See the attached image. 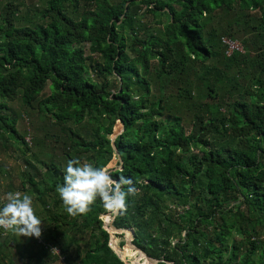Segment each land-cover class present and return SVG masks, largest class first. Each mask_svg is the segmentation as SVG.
Returning a JSON list of instances; mask_svg holds the SVG:
<instances>
[{
	"label": "trees",
	"instance_id": "obj_1",
	"mask_svg": "<svg viewBox=\"0 0 264 264\" xmlns=\"http://www.w3.org/2000/svg\"><path fill=\"white\" fill-rule=\"evenodd\" d=\"M16 100L48 150L18 129ZM0 131L27 154L18 189L41 205L24 264L60 259L41 241L63 264H130L98 199L64 210L56 186L73 157L116 159L112 175L133 179L113 225L156 264H264V0H0ZM17 243L0 230V264H18Z\"/></svg>",
	"mask_w": 264,
	"mask_h": 264
},
{
	"label": "clouds",
	"instance_id": "obj_2",
	"mask_svg": "<svg viewBox=\"0 0 264 264\" xmlns=\"http://www.w3.org/2000/svg\"><path fill=\"white\" fill-rule=\"evenodd\" d=\"M62 173L63 182L57 184L56 192L72 217L87 214L97 199L105 214L115 217L125 210L126 198L137 191L131 177L119 175L117 179L110 165L96 166L77 157L67 160ZM41 224L32 196L19 191L5 194L0 202V229L19 238H39Z\"/></svg>",
	"mask_w": 264,
	"mask_h": 264
},
{
	"label": "rangeland",
	"instance_id": "obj_3",
	"mask_svg": "<svg viewBox=\"0 0 264 264\" xmlns=\"http://www.w3.org/2000/svg\"><path fill=\"white\" fill-rule=\"evenodd\" d=\"M31 0H28V2H30ZM35 1V0H33ZM38 1V0H36ZM86 48H89V44L85 46ZM88 50V49H87ZM47 93L49 92V88L47 87L46 89ZM9 106L12 107L14 110L20 112V116H19V121L17 124L18 129L20 130V132H26V139L30 145V147H32V150L34 152H41V151H46L48 150V148L51 146V141L47 140V142L43 143H36L34 144V139L33 136L38 135L40 137L43 136V132L40 130V132L37 133V131H39L37 129V125H39L40 123V119L39 116L37 115L36 112L34 111H30L29 114L26 111H22V105L20 103V101L16 100V101H7ZM122 131V129H120L119 131H117L115 134H112V137L115 138L116 135L120 134ZM5 143V146H2L1 143ZM25 156L27 157V154L23 153V148L17 144L16 142H14L13 139H10L7 137V135L3 132L0 131V164H2V169L0 170V202H2L3 198L5 197V194L8 192H11L12 187L14 188L13 192H21L22 194L25 193V191L18 189L20 187V182H21V177H20V170L22 168H26L27 164L25 162ZM110 167L113 166H117V160L114 159L110 164ZM30 195V194H29ZM31 196V195H30ZM34 201V200H33ZM40 204L34 203V208L36 211H40ZM104 221L107 222L108 217H110V215L104 214ZM112 218V216H111ZM4 236L6 237V233L4 234ZM26 238L27 237H18V243L19 247L17 248V245L15 246V260L17 261L18 264H24V260L21 257V253L17 252L19 251L21 248H23L24 246L29 247L30 245H28L30 242H26ZM117 240L119 241L118 243V247L120 249H124L127 244H126V234L124 235V237H116ZM27 239H30L29 237ZM31 241V240H28ZM121 242H124L125 245L121 246ZM117 247V248H118ZM132 248V247H131ZM18 249V250H17ZM132 252L133 254L131 255H123L124 253L120 250L119 253L120 255L126 260L129 261L130 264H134V261L137 258H140V260L143 262L145 260L144 255L135 248H132ZM126 257V258H125ZM63 256L62 259L60 258L59 260H57L56 262H53L52 264H63ZM156 264V263H153Z\"/></svg>",
	"mask_w": 264,
	"mask_h": 264
},
{
	"label": "built area",
	"instance_id": "obj_4",
	"mask_svg": "<svg viewBox=\"0 0 264 264\" xmlns=\"http://www.w3.org/2000/svg\"><path fill=\"white\" fill-rule=\"evenodd\" d=\"M224 42L228 45V50H227V53L228 54H231L234 50H241L243 51V46L242 44L239 42V41H234V40H231V39H227V38H224L223 39ZM109 220H107V222L105 221V227L107 228L110 221L112 220L111 218V215L110 217H108ZM2 232H5L3 229H0ZM109 230V229H108ZM109 232L111 233V238H110V245L111 247H113L118 253V240L116 238V236L114 235V232L110 231ZM42 243H44L46 245V248L50 249V251L55 254V255H58L61 259H62V253H61V249L58 247V246H55V245H52L50 243H45L44 241H41ZM119 248V247H118ZM120 254V253H119ZM121 256V255H120ZM122 257V256H121ZM126 258V257H125ZM64 259V257H63ZM122 259H124L122 257ZM125 260V259H124Z\"/></svg>",
	"mask_w": 264,
	"mask_h": 264
},
{
	"label": "water",
	"instance_id": "obj_5",
	"mask_svg": "<svg viewBox=\"0 0 264 264\" xmlns=\"http://www.w3.org/2000/svg\"><path fill=\"white\" fill-rule=\"evenodd\" d=\"M128 4H129V2L127 3V6H128ZM122 130H123V129H122ZM116 137H117V135H116ZM116 137H115V138H116ZM115 138H113V139H115ZM114 146H115V144H114ZM115 149H116V148H115ZM116 151H117V149H116ZM117 153H118V151H117ZM118 159L121 161V163L123 162L122 159H121V157H120V155H119V153H118ZM122 166H123V165L121 164L119 167H117V168H115V169L122 168ZM115 217H116V216H115ZM115 217L112 216V220L110 221V223H109L107 229H109V230L112 231V232L117 231V232H123V233H125V234H126V244H127V245L131 246L132 248L138 249V250L144 255V257H145L147 260H149V261H151V262H153V263H157V262L159 261L158 259H154V258L148 256L147 253H146L145 251H143L141 248L137 247V246L133 243V241H132V236L134 235V229H133V228H117V227H115V226L113 225V221H114ZM127 233H129L130 235H127ZM4 239H5V237L2 238V240H4Z\"/></svg>",
	"mask_w": 264,
	"mask_h": 264
},
{
	"label": "bare ground",
	"instance_id": "obj_6",
	"mask_svg": "<svg viewBox=\"0 0 264 264\" xmlns=\"http://www.w3.org/2000/svg\"><path fill=\"white\" fill-rule=\"evenodd\" d=\"M127 235H130L129 233H127ZM129 246V245H128Z\"/></svg>",
	"mask_w": 264,
	"mask_h": 264
},
{
	"label": "crops",
	"instance_id": "obj_7",
	"mask_svg": "<svg viewBox=\"0 0 264 264\" xmlns=\"http://www.w3.org/2000/svg\"><path fill=\"white\" fill-rule=\"evenodd\" d=\"M119 242V241H118Z\"/></svg>",
	"mask_w": 264,
	"mask_h": 264
}]
</instances>
